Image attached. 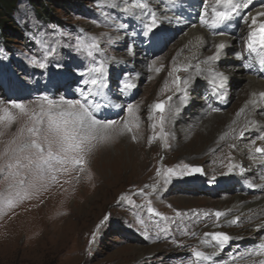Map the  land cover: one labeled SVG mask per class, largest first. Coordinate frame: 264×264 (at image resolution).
I'll return each instance as SVG.
<instances>
[{"label": "rangeland", "instance_id": "1", "mask_svg": "<svg viewBox=\"0 0 264 264\" xmlns=\"http://www.w3.org/2000/svg\"><path fill=\"white\" fill-rule=\"evenodd\" d=\"M198 1L203 9L215 0ZM116 8L107 0H18L13 20L8 23L15 26V31L9 29L8 38L0 35V117L5 114L3 109L15 117L14 121L0 120V169L11 162L13 155L10 156L9 151L12 148L17 149L25 140L36 138L29 133V128H40L39 139L43 142L49 110L44 97L57 105L53 112L67 109L68 101H79L86 103L98 119L117 122L110 140L93 141L91 151L82 154L85 160L82 166L61 165L54 161L53 167L57 169L54 172L24 169V186L17 183L9 186L5 181L9 176L0 173V264H197L193 252L198 250L195 229L198 223L208 221L212 224L216 216L213 211L199 212L197 208L202 205L199 202L185 206L182 200L217 201L238 192L246 196L256 192L253 186L242 187L240 175L247 167H243V172L237 166L229 171L228 163L218 171L202 170L192 175L168 176L159 193L153 195L164 174L165 162L168 166L176 160L173 153H166L167 139L173 144L176 138L168 135L166 104L173 94L174 97L177 94L169 84L178 86L186 77L177 75L182 72H175L173 61L167 60L174 57L186 28L166 25L162 28L163 40L152 45L146 27L151 23L149 19L138 29L139 43L136 44L128 31L120 27L131 20L122 14L124 10ZM48 14L57 21L52 23L47 19ZM4 19L9 20L8 17ZM195 20L191 19L192 22ZM140 32L144 33L139 35ZM248 35L249 29H245L236 41L238 53L243 57H246ZM92 44L98 47H89ZM33 59L46 67L33 64ZM233 60L234 57L230 56L227 63L232 64ZM100 64L105 67L103 74L90 71ZM241 64L249 66L246 60ZM156 74L162 78L152 90ZM93 78L102 81L104 86L84 83ZM126 81H131L135 87L125 89ZM198 82L186 100L185 122H189L190 116L195 118L197 110L206 105L234 114L240 109L244 101L240 100V94L246 92L244 81L235 77L231 79L233 95L224 105L209 96L207 78L203 77L199 85ZM109 98L118 101L119 111L116 112L114 107L109 109ZM12 102L24 104L26 113L12 107ZM161 102L165 106L163 112L154 108ZM129 105L132 106L131 112L128 111ZM42 111L45 113L42 117L44 124L40 125L36 121L41 118ZM262 112L260 117L264 118ZM137 115L139 119H136ZM246 120L242 118L241 129L234 131L240 140L250 130V120ZM126 123L131 132L125 128ZM183 124V120L178 122V126ZM135 131L144 134L142 154L145 166L141 173L134 172L132 167L136 152L130 147L131 142L136 141V137L133 139ZM11 137L16 139L8 142ZM53 151H58L55 145ZM105 152H108L109 159L117 158L119 152L122 155L113 169L116 174L108 184L105 180L112 177V170L108 169L107 177H104L98 169ZM195 161L192 165L200 169L207 164L205 159ZM64 168L67 171L60 170ZM147 170H150L148 176ZM52 176L56 177L54 182L58 187L56 183L53 187H37L29 183L38 179L47 181ZM39 190L45 197L30 198L31 193ZM47 191L54 193L49 197ZM65 191L70 194L63 199ZM12 193L24 197L16 199L11 197ZM122 195L129 197L132 203L121 200ZM9 200L12 206H9ZM150 208L154 211H149ZM140 220L144 223L141 224ZM188 230L192 234L184 238ZM136 248L143 249V254L133 252ZM229 252L232 254L227 243L222 249V258ZM198 264L208 262L200 260Z\"/></svg>", "mask_w": 264, "mask_h": 264}, {"label": "bare ground", "instance_id": "2", "mask_svg": "<svg viewBox=\"0 0 264 264\" xmlns=\"http://www.w3.org/2000/svg\"><path fill=\"white\" fill-rule=\"evenodd\" d=\"M107 1L112 2L117 8L124 10L122 14L127 15L128 19L131 20H128V24H125L126 26L123 28L124 31H128L130 36L134 38L133 40L136 44L139 43L138 29L145 21L151 20L152 15H155L157 20V27L148 34L152 45L163 40L162 34L164 30L162 28L164 26L172 25L186 28L173 53L174 57L167 60L168 62L173 61L175 72H182V74L178 73L177 75H184V77H186V80L182 79L178 86L176 83L173 85L169 84V87L177 91V94L176 97H174L171 91L173 97L171 101L166 104L168 135L169 137L176 136L173 144L170 143L169 138L167 139L168 151L166 153H173L176 160L168 166L165 162L164 174L162 178H160L159 187L156 188L153 195L159 193L160 186L163 185L168 176H171V174L168 173V169L183 173L186 171L183 165L193 166L192 163L196 158H200L196 160L199 162L205 159L207 164L202 165L201 169L206 172L218 171L228 163L240 169L241 167H247V170L243 175H240V178L241 182L244 184L242 185L243 188L249 186L254 187L256 192L252 196H246L243 192H238L225 196L223 199L217 201L185 198L182 202L185 206H190V203L194 201L199 202V204L201 203V208H197L201 213L211 211L223 213L219 218L216 217V219L213 220L215 222L212 224H208L207 220V222L205 221L206 223L203 224L197 222L198 226L195 229V233L197 234L196 247L198 251H203L205 253H210L213 250L215 251V255L212 256V259L207 260L208 264H259L260 261L264 260V249L260 247L261 244H264V153L255 152V148H264V141L259 139L260 136L264 135V118L260 117V113L264 111V98H261L259 95L261 92H264V65L260 63L262 56H264V49L258 48L256 52H253L247 47L246 57H243L242 54L238 53L239 46L236 44V41L245 29H249L247 24L243 25L244 22L240 17L245 16V18H248V13L254 15L257 11L264 8V0H252L248 8L241 9L229 20L218 23L215 26L212 25V21L215 19L213 8L217 11H226L229 7L227 3L217 4L215 0L212 3L209 2L210 4L205 5L203 9H201L198 5V0ZM125 7L129 8L124 9ZM191 15H194L192 18L196 19L194 22L191 21ZM188 19H190V21H188ZM204 21H207V24H205ZM220 32L224 34L219 35L218 33ZM141 33L144 32H140L139 35ZM220 43H224L225 48L220 51L219 59L210 61L208 58L215 55L217 51L216 45ZM209 47L212 49H209ZM207 49H209V51H207ZM230 56L234 57L232 64L227 63ZM243 60L249 63L248 67L241 64ZM184 68L188 70H184ZM221 72L226 77L224 80V87L219 90H214L210 81L216 73ZM203 77L209 80V96L223 105L228 102L230 95H233L230 89L231 79L235 77L245 82L244 86L246 87V92L240 94V96L242 95L240 100L244 101L237 113L222 112L219 108H207L206 105V107L202 106L197 110L198 114L195 118L190 116L189 122H185V112L188 111V104L186 102L187 97L191 91L197 87L196 82L199 81V85ZM161 78L162 75L156 74L154 76L151 85L152 90L159 84ZM185 81H187V83H185ZM113 99L109 98L108 107L109 109L114 107L117 112L119 111V104L115 98ZM254 100L256 101L255 104L253 103ZM244 117L250 120V130L244 139L240 140L235 136L234 131H237L241 123H243L241 119ZM137 118L139 119V115L136 116V119ZM182 120L185 124L178 126V122ZM248 120H246V122H249ZM192 121L193 123L190 124ZM133 136L136 137V141L131 142L130 150H134L136 153L132 167L134 172L141 173L145 166L144 156L142 154L144 150L143 145H145L143 144L144 134L142 131H135ZM14 139L16 138L11 137L7 141L11 142ZM14 150L15 148H12L9 151L10 156L13 155ZM104 154V160L101 162V166L98 169L104 177H107L108 169L112 170V177L105 180V184H108L116 174L113 169L118 160L121 161L122 155L119 152L117 158L109 159L108 152ZM120 161L119 163H121ZM239 168L238 171L240 170ZM146 174L147 176L150 175V170H147ZM75 175L76 172L75 174L73 173V176ZM5 179H7L5 181L8 182L9 186H13L16 181L19 180L18 177L13 178L12 176ZM54 181H57V179L53 180L51 177L48 178L47 181L38 179L32 180L29 183H33V185L36 184L37 187H49L51 185L53 187L55 183L56 186L58 185V183ZM66 191L62 193L63 199L70 194V191L69 194H67ZM53 193V191H49L46 196L50 197ZM44 195V192L39 190L38 193H31L30 198L38 196L43 197ZM11 197L18 199L24 196L23 194L22 196L21 194L16 196L15 193H12ZM237 217H239L238 221H236ZM190 231L191 230H188L184 233V238L192 234ZM215 232H224L232 237L228 242L232 254L229 252L222 258V249L218 246L213 249L212 245L215 244V241H211V238L207 236L206 233ZM204 240H209L211 243L205 244L203 243ZM130 251H132L131 248ZM133 252L137 255H141L143 254V249L136 248Z\"/></svg>", "mask_w": 264, "mask_h": 264}, {"label": "snow or ice", "instance_id": "3", "mask_svg": "<svg viewBox=\"0 0 264 264\" xmlns=\"http://www.w3.org/2000/svg\"><path fill=\"white\" fill-rule=\"evenodd\" d=\"M252 0H216L217 4L227 3L228 10L226 11H217L213 8V12L215 13V19L212 21V25L215 26L218 23H222L224 21L229 20L235 13L239 12L243 8H248L251 4ZM248 18L245 16H241V20L245 24L249 26V35H248V48L249 50L256 52L257 49H264V8L257 11L254 15L251 13L247 14ZM207 24V21H204ZM120 27H124L120 25ZM149 32L153 31L155 27H157V20L155 15H152L151 23L146 26ZM219 35H223V32L218 33ZM89 47H98L95 44L90 45ZM217 51L215 55L210 56L208 59L210 61L218 60L220 57V51L225 48L224 43H220L216 45ZM91 55V53H88ZM33 64L39 65V67L44 68L46 65L42 62H38L37 60H32ZM261 65H264V56H262L260 60ZM92 72H97L103 74L105 71L104 64H100L98 67L90 69ZM211 71V69H210ZM226 77L224 74L216 73L212 80L210 81L214 90H219L224 87V80ZM179 78H177V81ZM85 84L91 83L92 85L100 84L103 87V82L98 81L93 78L90 81L85 80ZM187 83V81H185ZM135 85L131 81H126L124 83L125 89L134 88ZM83 91V90H81ZM261 98H264V92L260 94ZM47 100L49 105V110L46 113L48 117L47 122V134L43 136V142L40 141V133L41 129L38 127L29 128V133L32 134L33 137L25 140L21 143L17 149L13 151V157L11 162H8L5 165L4 169H0V173H4L5 175L15 177H22V170L27 169H36L40 173L48 172V171H56L53 167V162H57L60 164L72 163L74 165L82 166L85 163L84 156L82 155L86 151H91V146L93 141L106 142L112 138V134L116 131L113 127L116 125L115 120H104L98 119L93 111L86 105V103H80L79 101H68V108L64 110H60L58 112H53L52 109L57 107L54 101L48 100L47 97L43 98ZM171 99V97H169ZM255 104L256 101L254 100ZM12 107L20 110L21 113H26L25 105L22 103L12 102ZM100 106L97 105V108ZM154 108L160 112L164 111V103H157L154 105ZM4 116L0 117V120H10L14 121L15 117L12 116L11 112L7 109H3ZM128 111H132V106H128ZM43 115L45 113H41V118L36 121L37 124L43 125ZM163 124V118H161V126ZM156 126L153 125V128ZM125 128L127 131L131 132V127L128 124H125ZM243 131L241 132V136H243ZM135 139V137H133ZM260 140L264 141V135L259 137ZM46 145V146H45ZM53 145H55L58 149L57 152L53 151ZM165 147L167 144L165 143ZM255 152L264 153V148L256 147ZM60 153L64 155L61 156ZM75 153V155H73ZM7 154V153H5ZM235 165H229V171L232 170ZM183 168L186 170L183 173H178L173 169H168V173L171 175H192L194 173L202 172V169L199 167H194L190 165H183ZM6 170V171H5ZM61 171H67L66 168L60 169ZM83 171V168H80ZM241 171L244 169L241 167ZM161 173L158 170L157 175L159 176ZM52 179L55 180L56 177L52 176ZM16 183L20 186H24L25 178H20L16 181ZM121 200H128L129 203H132L129 197L126 195H122L120 197ZM9 206H12V201H8ZM149 211H154V209H149ZM159 215V213H157ZM179 215V213H177ZM223 213L216 212L215 216L219 218ZM108 217H105L107 220ZM239 220V217L236 218V221ZM141 224L144 223L143 220L139 221ZM235 222V221H234ZM166 231V229H163ZM207 236L211 238V241H215V244L212 245L213 249L217 246L220 249L232 239V237L224 232H215V233H206ZM93 240H95V233H93ZM203 243L210 244L209 240H204ZM261 249H264V244H261ZM194 256L197 258V264L200 260H211L212 256L215 255V251L213 250L210 253H205L203 251L193 250ZM259 264H264V260L260 261Z\"/></svg>", "mask_w": 264, "mask_h": 264}, {"label": "trees", "instance_id": "4", "mask_svg": "<svg viewBox=\"0 0 264 264\" xmlns=\"http://www.w3.org/2000/svg\"><path fill=\"white\" fill-rule=\"evenodd\" d=\"M18 0H0V35H3L4 38H8L7 31L11 29L15 31L13 27H11L8 23L13 20V12L16 10V3ZM8 17L9 20H5L4 18ZM53 15L47 16V19L51 20L52 23L56 22L57 19H54ZM13 25V24H12Z\"/></svg>", "mask_w": 264, "mask_h": 264}]
</instances>
